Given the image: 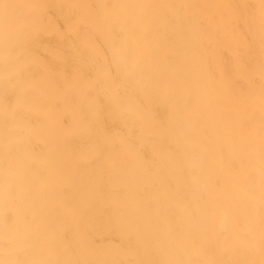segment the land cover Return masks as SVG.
<instances>
[{
  "label": "bare ground",
  "instance_id": "obj_1",
  "mask_svg": "<svg viewBox=\"0 0 264 264\" xmlns=\"http://www.w3.org/2000/svg\"><path fill=\"white\" fill-rule=\"evenodd\" d=\"M7 3L33 110L0 112V264H264L255 0Z\"/></svg>",
  "mask_w": 264,
  "mask_h": 264
},
{
  "label": "clouds",
  "instance_id": "obj_2",
  "mask_svg": "<svg viewBox=\"0 0 264 264\" xmlns=\"http://www.w3.org/2000/svg\"><path fill=\"white\" fill-rule=\"evenodd\" d=\"M259 19L264 28V0H255ZM9 7L7 0H0V8ZM31 60L23 46H18L16 38L8 34L0 36V112L9 115L33 110L30 102L33 85L25 79V70ZM11 97V100L8 98ZM16 264H27L18 261Z\"/></svg>",
  "mask_w": 264,
  "mask_h": 264
}]
</instances>
